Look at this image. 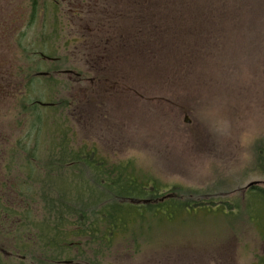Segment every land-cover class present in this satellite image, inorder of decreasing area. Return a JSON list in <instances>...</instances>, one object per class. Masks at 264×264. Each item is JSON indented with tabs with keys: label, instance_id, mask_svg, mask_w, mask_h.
Returning a JSON list of instances; mask_svg holds the SVG:
<instances>
[{
	"label": "rangeland",
	"instance_id": "obj_1",
	"mask_svg": "<svg viewBox=\"0 0 264 264\" xmlns=\"http://www.w3.org/2000/svg\"><path fill=\"white\" fill-rule=\"evenodd\" d=\"M134 1L131 10L133 0H59L52 11L51 0H0V183L14 185L0 197V223L11 225L0 226V244L15 252L0 254V264H258L264 257V0L240 10L251 22L214 25L210 41L185 58L174 24L168 61L157 27L140 20L142 0ZM27 43L60 61L25 59ZM29 60L38 69L32 77L56 79L25 88ZM64 149L129 161L132 172L164 188L159 199L175 195L193 208L174 209L170 219L148 214L102 256L71 232L79 211L94 220L92 209L108 199L84 162L49 169Z\"/></svg>",
	"mask_w": 264,
	"mask_h": 264
},
{
	"label": "trees",
	"instance_id": "obj_2",
	"mask_svg": "<svg viewBox=\"0 0 264 264\" xmlns=\"http://www.w3.org/2000/svg\"><path fill=\"white\" fill-rule=\"evenodd\" d=\"M56 1L59 2V0H51L52 11L58 10ZM217 1L218 3H216ZM136 2L133 0L129 5V9H136ZM138 5L140 6L138 15L142 16L140 20L143 24L150 25L152 28L155 26L158 29L161 47L164 46V53H161L164 59L169 57L168 55L165 56V51L169 44L170 28L171 26L175 27L174 24L178 26L175 28L177 52H179L181 58H185L188 50L196 51L198 46L209 40L210 34L215 33V27H222L224 31L227 27L230 29V25H227V23L247 24L251 22V19L245 15L242 19H239L243 9L251 6L248 0H142V2L138 1ZM154 9H157L156 13H154ZM119 15L120 19L127 16L123 13H119ZM143 32H146V30L144 29ZM38 54H40L41 59L38 61V65H42L41 63H45L48 57L43 54L42 50L34 53L32 50L31 57L35 58ZM166 60L168 61L169 59ZM58 61H60V58L57 61L55 60V62ZM37 70V67L35 68V64L32 62L31 82L33 84L39 81V83L50 85L56 79V77L52 78L54 75L48 72H45L47 73L46 75H41L43 77H38L37 73L35 74L36 77H32V73ZM38 73L40 74V72ZM42 78H45L46 82H43L44 79ZM84 150H81L80 154L84 153L86 156L84 155L81 159L78 154L74 153L75 156H71V153L64 149L67 153H62L55 164L51 163L48 166L49 169H75L79 167L76 166L77 162H84L93 171L96 185L101 186L104 190L101 198L104 196L108 201L107 203H102L103 201L99 203V200L97 201V203L103 204V207L92 209L94 220L88 218L89 216L83 212L84 210L79 211L80 216H78L76 223L78 230L71 233L75 237L84 238L85 245L89 247L96 244L97 248L102 251V256L109 254L112 246L117 244L121 236L122 238H128V236L137 233L148 214L151 213V217L155 218L154 214L157 211L159 218L164 219L166 217L170 219L169 215L172 214L171 212L174 209L193 208L191 202H188L189 200L178 199L175 195L167 199H159L164 188L159 186L156 181L154 182L146 176H141L138 171H136L137 174L132 172L133 170H130L131 162L111 163L107 158H103V156L95 152L89 153ZM63 154L67 156L63 157ZM90 190L93 191V189ZM260 192L264 193V190ZM145 200L147 202L143 203ZM124 205H127V208L131 211L127 212L126 216H128L127 214H132L135 216V220L127 221L128 217L121 211V207ZM51 206L57 210L67 208L63 204L59 206L52 204ZM142 206L146 207L147 212H140ZM258 214H260V219L261 217L264 219V212L259 211ZM118 231H123V233L118 234ZM64 236L65 239L69 237L68 234H64ZM54 245L49 242V248L55 250ZM258 264H264V257H260Z\"/></svg>",
	"mask_w": 264,
	"mask_h": 264
},
{
	"label": "flooded vegetation",
	"instance_id": "obj_3",
	"mask_svg": "<svg viewBox=\"0 0 264 264\" xmlns=\"http://www.w3.org/2000/svg\"><path fill=\"white\" fill-rule=\"evenodd\" d=\"M30 27L31 26V13H29V17H28V20L26 21V22H24V27ZM10 27H11V25H10ZM25 43H26V40H25ZM30 44L31 43H27V49H25V51H24V57H25V59L26 58H28V59H30L31 58V52H30ZM56 61L58 60V58L57 59H55ZM55 60H53V61H55ZM52 61V60H51ZM72 72L73 71H71V70H66V71H62V73H66V74H68V73H70V74H72ZM24 75H25V81L27 80V85L25 86V88H28L29 87V85H30V83H31V62H30V60L28 61V63H27V66H26V69H25V71H24ZM30 92V91H29ZM11 94H13V104H14V102H15V98H14V90L11 92ZM26 95V94H25ZM24 95V96H25ZM22 96V95H21ZM24 99V98H23ZM13 107H14V105H13ZM26 108V107H25ZM27 111V110H26ZM13 155H14V157H15V154L13 153ZM12 155V156H13ZM8 185V188L9 189H7V190H9V192H8V194H5L4 193V188H5V186H7ZM3 186V187H2ZM13 186L14 185H9V184H4V183H0V197H2V198H4L5 199V196L6 195H9V193H10V191H14L13 190ZM1 191H3V193L1 192ZM1 200V199H0ZM8 212V210H6V213ZM6 218V217H5ZM6 220H10L9 218H6ZM0 226L1 227H4L5 229H9V227L11 226L10 224H8L7 226H4L2 223H0ZM13 229H14V226H13ZM13 229H12V231H8V233H3V235H9L10 233L11 234H13ZM7 232V231H6ZM10 234V235H11ZM0 254H5V255H7V256H9V255H13V256H15V252L14 251H8V253L6 252V251H4L3 249H2V246H1V244H0ZM72 264H74V261H72Z\"/></svg>",
	"mask_w": 264,
	"mask_h": 264
},
{
	"label": "water",
	"instance_id": "obj_4",
	"mask_svg": "<svg viewBox=\"0 0 264 264\" xmlns=\"http://www.w3.org/2000/svg\"><path fill=\"white\" fill-rule=\"evenodd\" d=\"M41 75H46V74H44V73H40Z\"/></svg>",
	"mask_w": 264,
	"mask_h": 264
}]
</instances>
